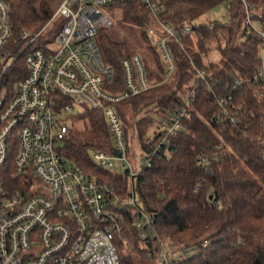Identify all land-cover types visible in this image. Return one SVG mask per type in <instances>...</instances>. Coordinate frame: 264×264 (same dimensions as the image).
<instances>
[{"label":"built area","instance_id":"built-area-1","mask_svg":"<svg viewBox=\"0 0 264 264\" xmlns=\"http://www.w3.org/2000/svg\"><path fill=\"white\" fill-rule=\"evenodd\" d=\"M127 1L62 0L39 31L24 29L25 40L15 47L10 5L0 0V264H124L118 242L128 221L139 232L140 246L148 255L155 247L161 264H178L200 251L199 246L176 249L171 243L150 238L155 217L141 206L133 188L134 179L143 169L152 167L154 160L170 153L172 140L185 130L195 109L197 84L214 93L223 123L241 124L244 114L248 120L252 111L234 102L231 88L217 95V77L209 69L198 67L188 53L196 82L179 93V109L153 115L157 117L155 128L145 135L143 143L151 151H145L140 143L142 161L135 169L131 162L133 137L126 134L120 103L156 83L137 51L122 60L125 89L112 90L113 68L105 64L97 42L101 29L116 24L112 10ZM141 2L154 18L146 31L163 63L161 83H169L176 72L173 45L186 51L189 38L197 42L194 25L212 29L215 21H174L162 0ZM224 4L225 13L219 22L225 28L236 27L240 19L232 18L229 0ZM242 4L244 33L255 32L262 38L254 79L261 81L258 91L264 93V6L256 10L246 0ZM58 19L63 23L54 30ZM222 28L218 36L225 45L228 33ZM19 60L26 73L23 70V76L14 80L12 70L22 63ZM233 75V89L243 88L251 80L238 71ZM83 103L103 113L111 139V150L94 147L89 149V156L105 170L129 172L132 188L127 195H122L113 183L86 172L63 153L74 108ZM260 138L264 156V138ZM14 143L18 146L13 173L17 187L7 180ZM223 146L228 147L224 138L200 157L199 163L206 171L214 173L215 164L226 152L221 151ZM209 242L205 240L202 246ZM124 244L129 245L127 240Z\"/></svg>","mask_w":264,"mask_h":264},{"label":"trees","instance_id":"trees-1","mask_svg":"<svg viewBox=\"0 0 264 264\" xmlns=\"http://www.w3.org/2000/svg\"><path fill=\"white\" fill-rule=\"evenodd\" d=\"M10 5L15 47L24 42L23 30L37 32L56 12L62 0H7ZM174 21L195 23L202 21L211 10L225 0H162ZM230 14L240 19L236 27H223L218 19L215 27L194 25V36L187 40L186 51L173 45L176 72L170 83H161L163 63L160 55L150 44L147 28L154 18L141 0L121 3L112 12L119 11L121 18L115 26L101 29L97 42L105 64L113 68L112 90L125 89L122 60L125 56L141 51L147 70L156 83L146 92L126 98L120 103V115L128 137L136 132L145 151L144 138L155 113L177 110L182 106L179 93L196 82V72L187 54L196 65L207 68L217 77L215 93L233 90L234 102L252 111L249 119L241 124L223 123L216 96L205 86L197 84L195 109L187 120L186 128L171 142L170 153L154 160L153 166L143 169L134 179V190L141 206L155 217L153 240L171 243L176 249L199 246L200 251L178 264H264V93L259 90L261 81L254 79L258 66L259 44L262 38L255 32L244 30V6L242 0H229ZM256 10L263 8L264 0H246ZM112 13V14H113ZM63 20L58 19L54 30ZM223 27V28H222ZM221 28L228 33L227 42L219 38ZM117 31H124L122 37ZM218 53V58L215 57ZM22 61L19 60L18 63ZM22 64V65H21ZM12 70L14 80L23 76V62ZM251 78L245 86L233 89L234 72ZM20 72V74H19ZM11 73V74H12ZM130 107L136 118L131 123L125 113ZM82 121V129H70L64 143V154L83 170L113 183L122 195L130 191L128 171L111 172L96 165L89 156L94 147L111 150V139L103 113L86 109L72 117ZM225 139L224 149L214 173L206 171L199 163L200 157L210 153ZM18 153L17 143L11 145L8 173L14 186H18L14 160ZM219 201V204L216 202ZM139 232L130 221L119 237L118 248L124 264H161L155 254L148 255L140 246ZM209 244L202 246L205 240ZM129 245L126 246L124 241Z\"/></svg>","mask_w":264,"mask_h":264},{"label":"rangeland","instance_id":"rangeland-1","mask_svg":"<svg viewBox=\"0 0 264 264\" xmlns=\"http://www.w3.org/2000/svg\"><path fill=\"white\" fill-rule=\"evenodd\" d=\"M116 13L114 14L113 12V16L115 17V21L119 20L121 18L120 16V13L119 11H115ZM111 13V14H112ZM225 13V4L223 3L222 5H219L217 6L216 8L214 9H211L204 17L203 19H201L202 21H210L211 19H220L223 14ZM115 26V25H114ZM118 34L122 37H128V34L124 31H117ZM141 52V51H140ZM215 58L217 59L218 58V53L215 52ZM171 82V81H170ZM169 82V83H170ZM86 109H88V105L86 103H83L82 105H78V106H75L74 108V111H73V114H72V117L73 116H76V115H79L80 113H82L83 111H85ZM125 113L127 115V118L128 120L132 123L135 122L136 118L138 117H135L131 108L130 107H127L125 108ZM154 118L157 119L156 116H154ZM155 119V120H156ZM155 122L153 123V125L151 126V129L150 131H148L146 134L149 135L151 134L152 130L155 128ZM71 125V124H70ZM73 129H82L83 128V123L82 121H77V122H73L72 121V127ZM136 138V139H134ZM132 146H133V151L131 153V162L133 164V167L135 169H138L140 166H141V153H142V148H141V145H140V142L138 140V137L136 136V132H135V135L133 136V141H132Z\"/></svg>","mask_w":264,"mask_h":264}]
</instances>
